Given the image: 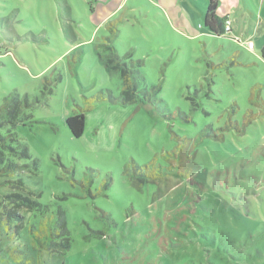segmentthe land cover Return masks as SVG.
Here are the masks:
<instances>
[{"label":"rangeland","instance_id":"1","mask_svg":"<svg viewBox=\"0 0 264 264\" xmlns=\"http://www.w3.org/2000/svg\"><path fill=\"white\" fill-rule=\"evenodd\" d=\"M96 1L120 5L116 29L83 47L87 0H0V107L14 93L31 103L14 128L26 168L0 177V264H264V0H219L232 30L218 37L207 0ZM103 45L141 76L135 102L107 100L121 91L101 72ZM89 107L74 138L65 120ZM173 152L188 179L135 174ZM17 180L24 191L5 182ZM60 211L70 248L35 249L30 231L54 232Z\"/></svg>","mask_w":264,"mask_h":264},{"label":"trees","instance_id":"2","mask_svg":"<svg viewBox=\"0 0 264 264\" xmlns=\"http://www.w3.org/2000/svg\"><path fill=\"white\" fill-rule=\"evenodd\" d=\"M40 1V0H38ZM218 6V0H207V7L204 14V25L215 36H223L230 34L231 31L226 30V17H219L216 14ZM108 26H112L113 30L116 29L115 22L109 21ZM113 32L112 30H110ZM116 32V31H115ZM113 38V37H112ZM111 37L106 38L107 43H111ZM104 50L98 53V60L103 65L105 71L109 76L118 75L120 79V91L121 97L119 99L113 98L111 95H108L107 100L112 103H120L122 105L130 104L138 99V89L137 83L141 79V76L137 71L129 70L125 63H122L116 54L113 47L108 45H103ZM261 60L264 62V44L260 48L259 54ZM154 89V88H153ZM155 93L156 90H152L148 93L145 90H142L144 101L149 100V103L155 102ZM110 94V93H109ZM105 98L102 96H94L88 99V102H98L102 101ZM261 104L264 106V101L261 100ZM31 107V103L28 102L26 97H20L16 93L10 94L4 98V103L0 107V116L3 117L0 121V128H6L5 135H0V177H10L15 175L17 172H21L26 166L17 165L14 162V159H29L28 149L25 144H23L20 139L17 137L14 132V128L20 122L25 121L31 116H21L22 111L25 108ZM90 109L81 110L78 113H73L68 116L65 120V124L69 129L71 135L74 138H79L82 136L84 131V121L85 115L84 112ZM5 115V116H4ZM255 116V115H254ZM244 130L240 131L242 134ZM167 155H164L167 158ZM172 157L175 156L174 161L170 163L167 167L158 166L156 169L149 170L146 166L142 169H134L135 174H142L144 176V181H150L151 183L156 181H161L164 178L174 177L178 180L188 179V168L186 166V160L189 158L187 155L180 156L174 152L171 154ZM35 166V162H34ZM6 184L12 185L14 189H20L24 191V185L21 180L17 181H5ZM9 204L18 205L19 202L29 200L26 197H22L18 194H10L5 198ZM2 205V203L0 204ZM39 206V205H38ZM41 210V207L39 206ZM9 214H12L11 211ZM56 229L54 232L48 230L46 224L42 225L40 223L39 230L30 231V240L32 246L36 249H49L56 250V248H62L68 250L70 248V239L69 233L66 228V222L63 212H58V220L55 224ZM45 230V231H44ZM48 231H50L48 233ZM48 239H50L48 241ZM36 246V247H35Z\"/></svg>","mask_w":264,"mask_h":264},{"label":"crops","instance_id":"3","mask_svg":"<svg viewBox=\"0 0 264 264\" xmlns=\"http://www.w3.org/2000/svg\"><path fill=\"white\" fill-rule=\"evenodd\" d=\"M95 4L97 3V2H99V1H96V0H92ZM218 2H219V0H218ZM107 3H109V2H107ZM87 4H90L91 5V18H90V22H88L89 23V25H91V27L93 28L92 30H91V32L90 33H87L86 35H87V38L86 39H81V40H78V42L76 43V46H78V45H83V47L84 46H90V45H92L93 43H92V38H93V36H94V34H95V32H96V30L97 29H99V30H102L103 29V27L105 26V24H107L109 21H111L112 19H114L115 18V16L117 15V13H118V9H119V7H120V5H117V6H115V7H111V4L110 5H108V7H110L111 9H110V11L109 10H107L106 9V7L105 6H103V8L105 9V11L104 12H102V8H100L99 7V9H98V7L96 8V6L95 5H92L91 4V0H87ZM216 14L219 16V17H221L219 14H218V11L216 10ZM231 30H232V28H231ZM255 48V47H254ZM68 51H69V49L65 52V54L66 53H68ZM102 70V69H101ZM104 70V71H103ZM101 72H102V74L103 75H105V73H107L106 71H105V69H103Z\"/></svg>","mask_w":264,"mask_h":264},{"label":"built area","instance_id":"4","mask_svg":"<svg viewBox=\"0 0 264 264\" xmlns=\"http://www.w3.org/2000/svg\"><path fill=\"white\" fill-rule=\"evenodd\" d=\"M226 25H227L226 30L227 31H231V29H230V27L228 25V21H227ZM246 47L247 48H250V49H253V43L252 42H249Z\"/></svg>","mask_w":264,"mask_h":264}]
</instances>
